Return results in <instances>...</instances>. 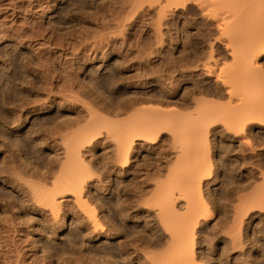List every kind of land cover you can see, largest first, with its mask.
<instances>
[{
  "label": "rangeland",
  "instance_id": "obj_1",
  "mask_svg": "<svg viewBox=\"0 0 264 264\" xmlns=\"http://www.w3.org/2000/svg\"><path fill=\"white\" fill-rule=\"evenodd\" d=\"M152 1L0 0V264H69L70 262V264H80L84 263L85 259L90 263L93 261L91 264L96 262L99 264L103 261L101 258L106 254L99 252L98 244L105 243L106 239L100 236H95L92 242H85L82 246L79 237L74 236L75 232L70 231L74 246L71 250L68 247L67 251H63V246L60 244L49 240V227L45 226L40 215L29 211L31 201H26L30 198L29 190L22 187L27 186L28 181L36 182L39 171L50 175L49 171L58 170L57 163L60 162L58 159L62 160L64 150L61 140L69 130L72 133L75 128L87 123L86 115L92 112L91 108L98 117L102 114L101 117L106 118L102 119L115 121L128 117L124 114L126 110L122 112L126 104L130 114V107H138L137 102L142 105L140 107L150 105L158 108L163 105L164 110L173 107L174 110L178 112L181 110L182 113L185 110V113L191 111L190 108L194 104L193 100L188 99H194V96L203 99L210 96L215 102L216 99L220 100L217 103L223 100L226 102L224 94L222 97L210 94L214 85L213 76L201 69V64L206 61L211 64L214 61V63L220 62L222 66L230 64L232 58L226 53L232 46L227 47L226 50L224 46L226 47L227 44L222 43L226 31L224 35H218L220 29L214 27V20L209 17H206V20L205 16L203 20L194 3L188 4L185 10L184 8L172 10L171 7L164 15L159 13L158 2ZM216 38H219V41ZM208 56L210 61L206 59ZM191 83L203 88V91L192 94L189 85ZM211 98L208 100H212ZM88 107L89 110H86ZM116 109L122 113H115ZM221 124L216 122L210 127L215 130V141H210L209 144L212 149L210 157L215 158L217 164V172L213 174L215 179L211 177L215 183L208 184L210 188L207 192L204 186L201 187L202 192L205 193L202 196L204 198L206 196V200L204 198L203 200L208 206L211 205L215 221L211 220L209 224L212 230L206 227L204 229L206 231L203 230L202 234H198V228L196 229L197 242L194 241L193 251L196 256L199 254V262L202 260L204 264H264V256H262L264 255V247H262L264 245V209L262 208L264 207L259 205L257 208L260 202H252L258 195L263 196L262 200H264V126L256 127L250 132L247 129L244 134L247 140L242 139L240 146L237 142L218 137L224 131ZM162 126L165 129H160L154 144L149 145V142L136 139L134 145H142H137V148L133 149L130 166L125 172L118 170L117 163V169L113 165V157H110L112 152L110 151L109 154L106 147L108 144L104 139L101 140V142L104 140V144L99 142L93 148L92 158L90 156L85 158L86 162L89 158V163L94 162L92 163L94 166L91 165V169L95 168L92 169V173L95 174L97 168V174H93L97 177L92 176L94 180L91 179L88 186L93 188L92 191L97 195L104 193L105 190V196H111L113 202L111 206H114L110 207L109 212L112 215H110L111 225L114 226L115 223V226L118 224L120 228L114 227L119 229V233L115 230L117 233L115 235L118 236L117 240H120L118 243L122 246L105 256L104 261H107L101 264H136L137 262L143 264L145 256L156 249L155 246L150 250L151 247L146 246L147 240L143 237L147 234L148 228L156 226L152 220L153 209H150L154 207L148 206L152 202L151 198L156 194L153 193L154 185H157L158 181L163 182V178L170 174L174 167L182 168L190 163L186 156L184 161L180 158L181 162H179V153H175L179 150L177 148L179 143L175 146L177 139L174 141L175 136L171 137V134L178 135L182 130L179 131L177 128L178 130L174 129L175 132L173 133L172 130L171 133L170 129L167 132L170 125ZM138 141L140 143H137ZM103 152H106V155ZM103 164L106 170L102 168ZM166 181L167 179L164 180ZM237 194L239 196L248 194L246 199L252 202L251 206L249 202L239 204L236 200ZM64 200L65 209L74 206L72 195L66 196ZM115 201L122 206L124 211L122 215L118 211L115 212ZM231 205L232 210H230ZM239 206L240 210L248 212L241 211L240 216H243V219L240 217L242 219V221L240 219V229H234L231 216L234 215L233 210L240 208ZM96 208L98 209L97 206ZM143 220L146 222L144 223ZM226 228H232L234 234L239 232L240 240L243 241L241 249L232 247L229 242L231 230ZM63 231L61 230L62 233ZM198 235H201L200 238ZM145 249H148L150 254H145L148 252ZM143 251H146L145 255ZM159 252L157 249V253ZM98 253L103 256L100 257ZM87 254L98 255L101 260L95 255L94 258ZM109 258H112L113 263L108 260Z\"/></svg>",
  "mask_w": 264,
  "mask_h": 264
},
{
  "label": "bare ground",
  "instance_id": "obj_2",
  "mask_svg": "<svg viewBox=\"0 0 264 264\" xmlns=\"http://www.w3.org/2000/svg\"><path fill=\"white\" fill-rule=\"evenodd\" d=\"M156 2H158V4H159V6H158L159 13H162V14L164 13V15H166L165 12L167 10H169V8L171 9V7H172V10H173V8L174 9H178V8L183 9L184 8V10H185V7H187L188 4L194 3L198 9L199 14L202 15L201 16L202 18H203V16H205L206 20H207L206 17H209L212 20H214V22H215L214 27H218V29H220L218 31L220 34L218 33V35H221V34L224 35L225 34V37L223 38L224 42H222V43H224V45L227 44V46L226 47L224 46V48H226V50H227V47L232 46L229 50H227L228 53H226L232 58L231 62L229 59L230 64L227 63L229 65L222 66L223 64H221L220 62L214 63L215 62L214 60H213L214 62H212V64L210 62L206 61L205 63L201 64V67H202L201 69L205 70L208 74H211L213 76V81H214L213 84L214 85H212L213 86L211 88L212 93L210 92V94H214L216 96L219 95L221 97H222V94H224L227 98V99L225 98L226 102L222 99L223 101L217 103V101H220V100L216 99V102H215V101H213L215 99H212L210 96L207 97V99L206 98L203 99V97L202 98H200V97L195 98V96H194L193 97L194 99H188L191 101L193 100L192 103L194 104L195 107L192 106L194 108L191 107L190 109H191V111H192V109H194V111H192V112L190 111L191 113L190 112L185 113L186 112V110H185V112L183 111L185 113V115H184V113L180 112L181 110H179L178 108H175V109L179 110V112L174 110L173 107L170 108V110H164L162 108L163 105L161 107H158V108L157 107H150V105H149V107L146 105H145L146 107H144V106L140 107L142 105H139L137 102L138 107H136V108H135V106L130 107L131 105L129 104V107L131 109L130 114L127 110V109H129L127 107V104H126L127 108L125 107V109H123L122 112H126V111L128 112V113L127 112L124 113V114H126V116H128V117H126L127 119L124 118V120L121 119V120H115V121H112L111 119H109V121L104 120L106 118L101 117L102 114H101V116L99 115V117H98L97 114L93 113V109L91 108L92 112L90 111L89 114H88V112L86 113L88 115H86L87 123L85 122L84 123L85 125H82V127L80 126V128H77V129L75 128L74 131H72V129H71L72 133L69 130V132H67L68 134H66V136L65 135H64V137L62 136L64 139L61 137L63 139V140H61V141H63L61 143L63 145L64 150L62 152L63 156L60 155L62 157V160L58 159L60 161L57 163L59 166L56 165V166H58V170L57 169L56 170L51 169L52 172L49 171L50 173L47 171L50 175H47V173H45V172L43 173L41 171H39V172H41L40 174H38L39 172L38 173L36 172L37 176H38L37 181L36 180H35L36 182L28 181V182H26L27 186H22V187H25L24 189L29 190L30 195L28 194L29 195L28 197H30V198L26 200L27 202H29L28 200L31 201V202H29L31 205V206H29L30 207L29 211H31V213H35V214L40 215L45 226L49 227V235H50L49 240L51 239L52 242H55L56 244H60L61 246H63L62 247L63 251H67L68 247L70 248L69 250H71V248H73V246H74V243L72 242L73 236L70 237V231L75 232L74 236L79 237L81 245L85 242H87V243L92 242L93 238L95 236L96 237L100 236V237L106 239L105 243H100V242H99V244L97 243L99 252H101L102 254H106L103 256V255H99V253H98V255L100 257L103 256L101 259L104 261L105 256L107 257V255L112 254V251L114 249L116 250V248L118 249L120 246H122V245H120V243H118V241H120V240H117L118 236L116 237V235H115V234L119 233L120 228H119V226H117L118 224H116V226L119 229H117V228L114 229V227H116L114 222H112V223H114L113 224L114 226L111 225V218H110L111 214H109L110 207H112L111 205L113 203L112 200L110 199L111 196H109V195L105 196V194H106L105 190H104V193L97 195L96 192L92 191L93 188L91 189L90 186H88L89 183L91 182V179H93L92 176L97 174V168H96V173L95 174L92 173V169L95 170V168L91 169V165L94 162L92 161L89 163L90 158H89L88 162H86L85 158L86 157L88 158V156H90V157L93 156V148L96 146L97 143L99 144V142H101V140L104 139L105 143L108 144V146H106V147H108L109 154H110V151L112 152V154H111L112 156H110V155L109 156L113 157V165H115V168H116V166H117L116 163H117L118 164V166H117L118 170L120 172L121 171L125 172L127 170V168L130 166V158L133 155L132 154L133 149H135V147L137 148V145H139L137 143H140L138 141L136 143L137 145H134L136 139L137 140L142 139V141H145V143L149 142V145L154 144L155 138L157 137V134L159 133V131L165 129V127L163 128L162 125H164V126L170 125L169 128H167V132H168V129L171 130V133H172V130H173V133L175 132V130H178V129H179V131L182 130L180 132L181 134L179 132H176V133H179L178 134L179 138H177L178 135H176V134L175 135L171 134V137L175 136V138L173 139L174 141H176V139H177L176 144H174L175 146L178 145L177 143H179V145L177 147V148H179V150L176 148L178 150V152H175V153H179L178 154L180 156L179 158L176 155L179 162H181L182 159L184 161L185 160L184 157L186 156V158L188 157L187 161H190V163L187 162L189 164L187 166L185 165V167H182V168H180V166L178 168L174 167V170L171 171V173H170V171H168V173H170V174L166 173L168 175L165 176L166 178L165 177L163 178L164 180L167 179L166 182H164V180H163V182L161 181L162 183L160 181H158V183L159 182L160 183L159 184L157 183V185L156 184L154 185L155 191H153V193H156V194H154V197L151 198L152 202L148 206L154 207V208H150V209H153L151 211V214L153 215V218L155 220L154 219H152V220L154 221V223H156V226L150 227V228H148V226H146L148 228V231H147V234H144L143 237H145V239L147 240L145 242V243H147V245L146 244L145 245L148 246L149 248L151 247L150 250H152V247L154 249L155 246H156V249H155V251L154 250L150 251L151 254H153L152 253L153 251L155 252L153 255L150 254L148 249L147 250L145 249L148 252H146V251H145L146 253L144 251L142 252L143 254L144 253L150 254V255H147V257L145 256V259L143 260L144 261L143 264H204V263H202V260H201V262H199V254L197 256L195 255V252L193 251V244H194V241H196L195 240V237H196L195 235H197V234H195L196 229L198 228V230H197L198 234L199 233L202 234V231L206 227L210 228L209 224H211L210 223L211 220H214L213 214H212L214 211L212 212V209L210 208L211 205L208 206V203H206L203 200L204 196H202V194L204 195L205 193H203L202 189H201V187L204 186L205 190H206L205 192H207V190H209L210 187H208V186L212 185L213 182L215 183V180H214L215 175L213 176V174H215L217 172L216 171V169H217L216 160H215V158L212 159L213 157H210V153H211L212 149H211V146L209 144L212 141H215V132H214L215 130H213V128H210V127L213 126V123H216V122H219V124L222 123L221 125L223 126L224 131L223 132L220 131L222 134L218 135V137L222 138V139L226 138L229 141L237 142L239 144L241 142V144H242V139L245 138L244 134H246L245 131L247 129L250 132L254 128L256 129V127H260V126L263 127L264 126V90L262 91V87L264 86V0H158V1L156 0ZM203 20H204V18H203ZM222 30H223V32H222ZM225 41H226V43H225ZM209 57L210 56H208L206 59H208ZM211 58H212V55H211ZM191 69H192V67H191ZM203 73H204V71H203ZM211 75H209V76H211ZM189 85H191L190 87L192 89L191 90L192 94H193V92H196V91L197 92L203 91V88L198 87L197 85H194L193 83H191ZM189 93L190 92H188V94ZM206 94H209V93H206ZM196 95H198V94H196ZM200 95H201V93H200ZM164 98H166V97H164ZM210 98L212 100H208ZM219 99H221V98L219 97ZM164 102H166V101H164ZM131 103H132V100H131ZM133 103H134V101H133ZM121 104L124 105L125 102H124V104L123 103H121ZM172 104H173V102H172ZM185 104H187V103H185ZM117 105H120V104H117ZM115 108H116V106H115ZM132 108H133V110H132ZM117 109H116V111H117ZM86 110H89V107ZM119 110H120V108H119ZM118 111L115 113H119ZM187 111H189V110H187ZM122 112L120 111V113H122ZM181 114H182V116H181ZM102 118H104V119H102ZM15 120H17V119H15ZM13 123H15V122H13ZM176 124L180 127H178ZM223 124H225V125H223ZM171 125H174V126H171ZM11 127H13V126H11ZM75 127H76V125H75ZM170 127H172V128L174 127V128L171 129ZM250 136H252V135H250ZM246 140H247V137L245 138V141ZM103 141L101 142L102 144H104ZM243 143H246V142L243 141ZM241 144H240V146H241ZM140 145H142V144H140ZM101 150H105V149H101ZM216 150H218V149H216ZM105 153L106 152H103V154H105ZM192 155H193V157H191ZM11 156H13V155H11ZM94 156H95V154H94ZM108 158L107 159L104 158V159L108 160ZM180 158H181V160H180ZM189 158H192L191 159L192 161ZM21 159H23V158H21ZM100 159H102V158H100ZM174 160H175V158H174ZM97 162H98V160H97ZM178 163L176 162V164H178ZM92 166H94V165H92ZM108 167L110 168L109 165H108ZM55 168H57V167H55ZM102 168H104V164H103ZM104 169L106 170V167ZM111 169H112V167H111ZM116 169H115V172H116ZM105 170H103V171H105ZM112 170H111V172H112ZM169 170H171V168ZM93 172H95V171H93ZM98 173H99V171H98ZM17 174H18V172H17ZM96 177L94 176V178H96ZM211 177H214V179H211ZM18 178H19L18 180L20 181L21 180L20 177H18ZM21 178H22V176H21ZM23 178H24V176H23ZM25 181L26 180H24V182ZM22 182H23V180H22ZM9 185H11V184L9 183ZM13 187H15V186H13ZM13 187H12V189H14ZM261 188H263V187L261 186ZM15 189H16V187H15ZM254 189H252V190H254ZM22 190H23V188H22ZM247 190H249V189H247ZM263 190H264V188H263ZM6 192H7V190H6ZM237 193H238V191H237ZM239 194H237V195L239 196ZM68 195H72L75 202L73 203V205H74L73 207H71L70 209H65L66 206L64 207V203H66V202H64L65 201L64 199ZM110 195H112V194L110 193ZM155 195H157V196H155ZM254 195H255V193L252 195L251 198H253ZM238 196H236V200L239 204L249 202L250 206H251V203L254 201V203L260 202L259 204L257 203L258 206L256 204L257 208L259 207V205H260V207H262V206L264 207V203H263L264 200H262L263 196L258 195V197H256V198L254 197L252 202L247 201L246 197H248V194L246 196H239V197ZM205 198H206V196H205ZM251 198L249 197L250 200H251ZM112 199H113V197H112ZM122 200H123V198H122ZM117 202L115 203L116 211L115 210L114 211L115 212L118 211L122 215V213L124 211H123L122 206H120V203H119V202H121V200L118 203ZM227 204H229V203H227ZM244 205H246V204H244ZM96 206L98 207V209L96 208ZM248 206H249V204H248ZM228 207H229V205H228ZM144 208L146 209V207H144ZM250 208H249V210H250ZM240 209H241V207L240 208L237 207L235 210H233L234 215L231 216V217H233L232 223H234L233 224L234 226L233 227L231 225L230 226L234 229H240V223H241L240 219L243 217V216L242 217L240 216V214H242L241 211H247V210H243V209L240 210ZM263 209L264 208H262V210ZM230 210H232V205H231ZM115 212H113V213H115ZM98 214H100V215H98ZM116 214L120 215L118 213H116ZM119 217H121V216H119ZM146 217H147V215H146ZM146 217H145V219H146ZM123 218H125V217H123ZM39 219H40V217H39ZM242 219H241V221H242ZM217 220H216V223L218 222ZM230 221H232V218ZM120 222H121V220H120ZM143 222L145 223L146 221L143 220ZM86 223L88 225H86ZM149 223H151V222H149ZM151 224H149V225H151ZM213 224H212V226H213ZM85 225L89 226L90 228L86 227ZM214 225H217V224H214ZM120 227H121V225H120ZM232 228H230V229L226 228V230L227 229L231 230V234H232V235L230 234L231 235L230 241L229 240L228 241L230 242V244L232 245L233 248L238 247L239 249H241L240 246H241L243 241L241 242V240H240L239 232H237L236 234L232 233L233 232ZM210 229H208V230H210ZM241 229L243 230V228H241ZM61 230H64L63 233L61 232ZM115 230H116V232L118 230V232L116 233ZM204 231H206V230H204ZM42 232H45V231H42ZM59 232H61V233L59 234ZM228 233H230V232H228ZM140 234H142V232ZM132 235H133V233H132ZM230 235H228V236H230ZM199 236H201V235H198V237ZM25 237H26V235H25ZM241 239H243V237ZM143 241H144V239H143ZM121 243H122V241H121ZM143 244H142V246H143ZM31 245H33V244H31ZM81 245H79V246H81ZM163 245H165V246L163 247ZM159 247H162V248H159ZM262 247H264V245ZM157 249H158V252L160 249H161V251L159 253H157ZM74 250L76 251V249H74ZM82 250H83V247H82ZM123 250H124V248H123ZM142 250H144V249H142ZM72 251H70L71 254H72ZM196 251H197V249H196ZM57 253H59V252H57ZM90 253L92 254V252H90ZM35 254H36V252H35ZM46 254L47 253H45V255ZM60 254L62 255V252H60ZM91 254H87V255L90 256ZM143 254H142V256L144 257L145 254L144 255ZM201 254L202 253H200V256H201ZM94 255H91V256L94 257ZM98 255H95V256L98 257ZM41 256H43V255H41ZM65 256L66 255H64V257ZM89 256H87V257H89ZM137 256H138V254H137ZM262 256H264V255H262ZM112 257H114V256H112ZM72 259H74V258H72ZM111 259L109 258L108 260L110 261ZM60 260H59V262H60ZM67 260H69V259H67ZM41 261H42V259H41ZM103 261H101V262L104 263L107 260L104 262ZM85 262H84L85 264H91L93 261L90 263V261L88 262L85 259ZM101 262L99 264H101ZM111 262H112V260H111ZM64 263H66V261ZM84 263H80V264H84ZM96 263H98V262H96ZM96 263H94V264H96Z\"/></svg>",
  "mask_w": 264,
  "mask_h": 264
}]
</instances>
